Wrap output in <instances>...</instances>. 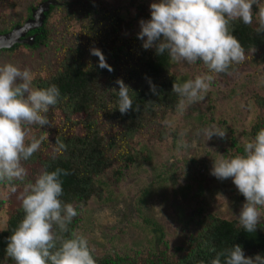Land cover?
Instances as JSON below:
<instances>
[{
	"label": "trees",
	"instance_id": "1",
	"mask_svg": "<svg viewBox=\"0 0 264 264\" xmlns=\"http://www.w3.org/2000/svg\"><path fill=\"white\" fill-rule=\"evenodd\" d=\"M46 0H0V34L11 31L32 17L34 9ZM45 11L39 27L31 29L33 43L17 42L0 49V65L12 62L35 74L33 87L47 88L55 84L60 90L58 103L50 108L52 126H31L32 135L48 134L38 152L23 161L27 176L15 181L22 191L43 171L57 167L67 170L61 176L63 196L79 213L70 230H79L89 240L92 227V206H108L120 197L125 178L139 174L141 163L154 160V153L163 149L167 159L156 162L157 173L139 189L133 200L138 217L135 225L142 229L134 243H121L113 236L112 246L103 255L93 249L97 264H210L217 251L242 246L246 256H264V221L255 233L246 232L238 222L245 198L231 178L216 179L227 184V196L239 213L226 217L205 198V177L200 167L190 168L185 184L174 191L185 202L173 195L176 236L170 240L165 223L154 218L146 205L156 190L167 182L173 189L177 174L181 133L185 123L194 118L202 129L219 127L227 130L226 138L215 135L209 140L213 160L243 153L245 142L254 139L264 129V33L257 34L258 26L235 21L233 34L245 49L243 63L233 64L229 73L215 74L211 90L205 99L189 107L180 115L176 105L179 97L172 92L173 83L183 82L208 72L202 62L178 68L167 53L157 55L155 48H143L138 38L139 22L150 19V5L158 0H56ZM254 10L256 6H253ZM146 39V38H145ZM99 49L112 71L99 66V57L91 54ZM123 79L130 87L134 107L121 114L118 108L119 85ZM149 80L156 85L159 95L153 94ZM171 120L175 128L165 127ZM67 145L63 154L55 152L56 141ZM55 157V158H53ZM174 157V161L170 158ZM139 172V173H138ZM138 176V175H137ZM6 184H0L6 188ZM166 196L168 192L164 190ZM0 193V205L5 203ZM4 197V198H3ZM186 198V199H185ZM22 202L10 211L3 230H0V264H15L6 256L5 249L11 235L24 216Z\"/></svg>",
	"mask_w": 264,
	"mask_h": 264
},
{
	"label": "clouds",
	"instance_id": "2",
	"mask_svg": "<svg viewBox=\"0 0 264 264\" xmlns=\"http://www.w3.org/2000/svg\"><path fill=\"white\" fill-rule=\"evenodd\" d=\"M150 12L149 20L140 21L137 34L143 48H155L159 56L166 52L173 63L191 65L200 61L208 70L173 83L180 115L205 99L214 80L212 73H229L233 64L245 61V49L231 27L235 21L251 25L255 19L256 33H264V0H158L151 3ZM91 54L100 58L101 68L113 70L99 49H92ZM34 79L35 74L28 68L21 69L12 62L0 65V184H6L12 193L17 191L14 182H23L27 176L22 162L29 160L48 139V134L32 135L31 126H52L48 113L61 95L55 84L33 87ZM116 83L120 113L140 111L139 105H133L130 87L120 78ZM149 84L153 94L159 95L156 85L151 80ZM163 123L174 130L173 121ZM204 135L206 140L213 135L223 139L227 130L213 126L205 129ZM179 146L187 144L181 140ZM66 148L62 141H56L55 152L63 154ZM210 174L219 180L232 179L245 198L238 222L246 232L255 233L264 221V129L245 142L243 153L213 160ZM66 175L67 170L59 167L45 170L24 186L21 201L25 214L12 230L5 249L15 264H97L88 238L69 228L79 213L72 203L61 199V176ZM210 251L215 253L210 264H264V256H246L239 244L220 251L212 247Z\"/></svg>",
	"mask_w": 264,
	"mask_h": 264
},
{
	"label": "rangeland",
	"instance_id": "3",
	"mask_svg": "<svg viewBox=\"0 0 264 264\" xmlns=\"http://www.w3.org/2000/svg\"><path fill=\"white\" fill-rule=\"evenodd\" d=\"M122 1L113 0V3L121 4ZM183 66H186V63L181 62L177 65L178 68ZM184 129L186 134L183 135V141L186 142L187 147L178 149L180 154L178 156L179 165L177 174L180 177L177 185L173 189L171 182L165 183L167 187L162 183L163 186L155 191L146 205V209L152 217L158 218L165 223L170 234V240H173L177 235L175 232L176 219L169 214L174 211L172 207L173 200L176 199L178 201L176 203L185 202L182 195L174 190L179 187L181 188L185 184L191 167L195 170L197 167H200L202 170L201 172L204 174L205 185L207 187L205 198L211 205H215L226 217H233L239 213V209L235 208L233 202H229L227 199V196L231 192L230 187L227 184L219 183L216 181L217 178L210 174L212 164L208 157L211 156L210 151L213 152L214 148L209 149V140H206V136L204 135L205 129L200 128L194 118L186 120ZM167 156L168 153L165 150L159 149L154 153V160H151L150 163H141L139 174L137 172L132 173L125 178L121 184L122 188L119 190L120 197L117 201L104 207L95 204L92 206V227L89 236L97 255H103L111 249L113 236L121 243H134L140 238L142 229L134 224L138 217L134 210L133 200L141 186L148 184L152 180L151 173H157V170H153L157 165L156 162L166 160ZM174 160V157L170 158L171 162ZM164 190L169 193L168 196L163 192ZM0 193L4 194L6 199L5 203L2 206L0 205V229H3L10 211L22 202L21 195L23 191L17 187V191L12 193L6 187L2 188ZM172 193H177L176 198L174 197L173 199Z\"/></svg>",
	"mask_w": 264,
	"mask_h": 264
},
{
	"label": "water",
	"instance_id": "4",
	"mask_svg": "<svg viewBox=\"0 0 264 264\" xmlns=\"http://www.w3.org/2000/svg\"><path fill=\"white\" fill-rule=\"evenodd\" d=\"M56 2V0L41 2L38 7L34 9L32 17L27 19L22 25L14 27L7 33L0 34V49L3 47H11L17 42L33 43L34 35L27 36L28 32L42 24L45 11L50 8L51 4Z\"/></svg>",
	"mask_w": 264,
	"mask_h": 264
}]
</instances>
